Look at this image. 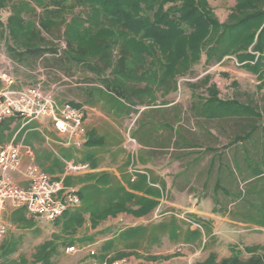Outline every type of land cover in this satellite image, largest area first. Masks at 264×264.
<instances>
[{
  "label": "rangeland",
  "instance_id": "374dc122",
  "mask_svg": "<svg viewBox=\"0 0 264 264\" xmlns=\"http://www.w3.org/2000/svg\"><path fill=\"white\" fill-rule=\"evenodd\" d=\"M234 5L235 0L229 2L210 1V6L220 22H226ZM2 15L7 20L8 11H4ZM259 34L260 31L256 33L255 41L249 47L248 52H254V48L259 42ZM160 53V51L155 53L156 59H161L166 64V58ZM133 56L135 63H140L143 59L146 60V70L154 71L161 65L159 61H154L155 57L148 55L145 50L136 48ZM261 58H264V52L261 54ZM52 59L39 63L35 61L36 63L34 62L32 66L15 64L8 57L5 40L0 39V76L2 77L0 91L6 90V86H9L10 90H20L27 86L38 85L47 92H52L62 102H74L81 106L86 116L85 146L80 149L67 150L57 144L56 142L61 139L51 130L48 118L33 121L23 129V122L14 120L7 131H0V144L9 143L20 131L16 137L17 141H23L26 146H31L36 153L38 165L43 170L52 168L54 172L49 173L54 176H59L63 172V170L59 171L60 167L64 168L59 156L70 160L90 161L93 166L91 172L74 176L69 181L70 187L80 189L83 193L82 205L75 211H87V214H85V222L82 226L71 225L61 216L60 220L56 222L32 219L31 228H25L12 226L10 217L17 209H8L4 218L8 229L4 242L16 243L17 251L9 257V263L6 264H13V262L15 264H36L34 263V254L37 247L47 240H54V244L58 248L57 254L52 258L54 264H102L105 261L117 259L128 260L131 264H204L213 259L218 263L227 259L223 258L222 254L227 256L232 252H238L241 257L250 258L251 252L255 249L260 248L259 253L262 252L264 249V184L261 189L257 190L249 186L245 190L248 194L242 206L215 209L212 192L219 162L212 165L210 171L206 172L205 167L210 164L213 153L204 152L199 148L195 151L204 152V155L199 158V167L192 172L194 186L185 194L179 193L181 189L177 186V182L180 180L176 178L177 170L181 166L176 165L173 169L170 166L171 157L169 155L174 154L172 151L167 152L159 149L160 151H155L153 154L151 149L144 150L137 140L138 148L131 158L126 136L128 135V126L139 116L134 108L130 107L132 105L127 106L121 100L107 93L96 91L95 96L92 95V89L100 88L92 73H84L80 68L68 71L65 65L55 66ZM234 59L237 60L236 56L231 55L226 57L221 64L207 65L206 56L202 55L200 63L191 66L192 69L187 74H177V88L173 87L169 93L165 94L166 97L163 94L164 87L152 86L154 89L148 97H143V101L157 105L154 108H164L166 106H161L162 104L171 103L167 108L169 118H174L177 114L175 110L174 112L172 110L174 106H180L182 119H185L184 124L187 127L185 135L189 137L194 134L196 139H200L201 127H199L198 118L191 109L198 99L192 95L188 85L194 84V92L198 96H202L207 93V90L200 82L209 75L211 82L219 88L220 96L223 99L232 100L234 98L243 106L247 105L251 108L255 114L261 115L260 118L257 115L252 117L248 122L258 127L256 135L262 137L264 128V59H261L262 68L256 74L245 70L238 60L239 66L236 65ZM151 62H155L156 65L152 66ZM185 62L183 57L179 58L173 54L165 69L172 74L183 70ZM169 64L173 65H170L172 69L168 68ZM3 77L12 78L13 82L9 85L4 84ZM146 85L145 83L139 84V87L144 88ZM134 99L138 102L137 98ZM150 111L152 117L159 118V115L152 112L153 110ZM236 125L242 126L244 130L233 128L225 133L218 131L216 132L219 138L218 142L214 141V143L205 145V147L215 148L216 152L223 151L224 162L230 166L233 164L234 149L241 148L239 143L230 146L234 136L249 130L245 129L247 126L243 121L237 120ZM236 125L233 126L237 127ZM136 128L135 122L132 130L133 135L137 131ZM234 129L236 133L232 134L231 131ZM163 134L165 132L162 130L157 134H152V142L162 139L160 137ZM46 137L51 140L49 144ZM89 142L92 145H87ZM247 144L251 147L249 142ZM260 152L261 150L256 148L252 149L251 154L256 160H259L257 153ZM239 155H243L241 149H239ZM216 157L214 158L216 159ZM193 158L194 156H191V160ZM42 163L45 164L44 167L41 166ZM239 163L242 166L247 165L244 161ZM248 163L251 165V172L255 173L258 172L257 169H262V166L257 167L258 165L251 160ZM239 171L242 172V169ZM206 173L209 175L208 179L205 177ZM179 184L183 185V183ZM204 185L205 189L202 191ZM221 196H223L221 193L217 194V198L220 199ZM249 196L259 199L256 201ZM140 199L154 201L157 203V207L144 217H137L127 212H118L115 216L108 214L104 217L107 209L115 202L120 201L127 203L129 207H136ZM178 205L197 207L204 214H220L218 216L220 219H215L219 223L210 229L209 226L203 224V222L207 223L208 219L202 217L200 221H197L202 228H194L191 224V222H195L191 218L192 215L190 217L189 213H186L187 210L177 207ZM183 216L189 222L183 220ZM225 219L231 221L229 233L218 228ZM64 244L69 245L64 246ZM68 247H75L76 252L68 254ZM2 250H0V264L5 261L2 259Z\"/></svg>",
  "mask_w": 264,
  "mask_h": 264
},
{
  "label": "trees",
  "instance_id": "16d2710c",
  "mask_svg": "<svg viewBox=\"0 0 264 264\" xmlns=\"http://www.w3.org/2000/svg\"><path fill=\"white\" fill-rule=\"evenodd\" d=\"M210 1L218 0H0V39L5 40L8 57L13 63L32 66L35 61L39 63L53 58L55 66L65 65L68 71L80 68L84 73H92L100 86L92 89V95L95 96L96 91L107 93L127 106L132 105L130 107L139 114L134 137L144 150L151 149L153 154L159 149L174 153L169 155L170 166L172 169L176 165L181 166L176 178L180 180L177 182L180 192H189L194 186L192 172L199 167V158L204 152L213 153L210 164L205 167L206 172H209L212 165L219 162L212 199L216 208L229 209L236 205L242 206L248 194L245 190L249 186L257 190L264 184V128L263 136L259 137L256 135L258 127L248 122L257 114L234 98L223 99L209 75L200 82L207 90L202 96L194 92V84L188 85L192 95L198 99L191 109L201 127L200 139H196L194 134L189 137L185 135L187 127L185 119H182L180 106H174L172 110L177 114L174 118H169L167 108L171 103L162 104L161 106H166L164 108H154L157 105L143 101V97H148L154 89L152 86L164 87V95L173 87L177 88V74H187L194 65L200 63L202 55L206 56L207 65L221 64L226 57L235 55L245 70L259 73L262 68L261 59H264L261 58L264 52V0H235L226 22L219 21ZM6 10L9 15L7 20L2 15ZM258 31L259 42L256 48L253 47L254 52L260 54L257 60L248 49L255 41ZM136 48L153 55L154 61H159L161 65L152 71L145 69L144 59L135 63L133 52ZM158 51L166 58V64L161 59H156L155 53ZM173 54L183 57L186 62L183 70L170 74L165 68ZM151 65L155 66L156 63L151 62ZM170 65L173 66L169 64L168 68L172 69ZM143 83L147 85L139 87ZM73 104L81 107L74 102ZM150 110L159 115V118L152 117ZM237 120L245 122V129L249 130L234 136L230 146L239 143L243 155H239L236 147L233 164L230 166L224 162L223 151L216 152L215 148L205 145L218 142V131L225 133L229 129H241L242 126L236 125ZM13 121L4 122L0 131H7ZM161 130L165 132L160 137L162 139L153 143L152 134ZM231 132L236 133L235 129ZM87 145L92 144L89 142ZM199 148L204 152L195 151ZM256 148L261 150L257 153L259 160L251 154L252 149ZM191 156H194L192 160ZM249 160L257 164V167L262 166V169L251 172ZM241 161L247 165L242 166L239 163ZM41 166L44 167L45 164L42 163ZM63 169L60 167L59 171ZM46 171L54 172L52 168ZM205 177L208 179V173ZM69 181L70 178L66 181L67 186ZM204 189L205 185L201 190ZM78 193L82 203L83 193L80 189ZM219 193L223 195L220 199L217 198ZM133 198L134 196L130 200ZM253 199L257 201L259 198ZM155 207L157 203L151 200L140 199L136 207H129L127 203L118 201L107 209L104 217L108 214L115 216L118 212L144 217ZM75 210L67 211L62 218L71 225L82 226L87 211ZM73 211L75 212L71 213ZM10 220L12 226L31 228L33 225L32 219H28L22 209L13 212ZM15 244L3 242V264L9 263V257L17 251ZM67 245L69 244H64ZM259 250L260 248L253 250L250 258L232 252L230 258L219 263L213 259L204 264H264V249L261 253ZM57 252L54 240H47L37 247L34 263L54 264L52 258ZM113 261L115 260H109Z\"/></svg>",
  "mask_w": 264,
  "mask_h": 264
},
{
  "label": "built area",
  "instance_id": "2783aa9c",
  "mask_svg": "<svg viewBox=\"0 0 264 264\" xmlns=\"http://www.w3.org/2000/svg\"><path fill=\"white\" fill-rule=\"evenodd\" d=\"M252 54L259 59V53ZM234 63L238 65L236 59ZM3 78L4 84L9 85L13 82L10 77ZM5 89L0 91V127L7 120H17L23 122V129L33 121L48 118L51 130L61 139L56 142L57 144L67 150L85 146L86 116L83 108L77 107L73 102L58 100L52 92H47L38 85L20 90H10L9 86H6ZM135 122L132 121L128 126L126 136L131 158L138 148L137 139L132 134ZM19 133L20 131L9 143L0 144V248L7 236L8 229L4 218L8 209H22L28 219L56 222L67 211L75 210L82 205L78 189L67 186L66 181L92 171L90 162L59 156L64 164L63 172L59 176L51 175L38 165L34 149L26 146L23 141H17ZM46 141L48 144L51 142L48 137ZM182 219L189 222L185 216ZM74 252L75 247L67 248L68 254ZM102 264L131 263L120 259L113 262L105 261Z\"/></svg>",
  "mask_w": 264,
  "mask_h": 264
},
{
  "label": "crops",
  "instance_id": "0c3cea01",
  "mask_svg": "<svg viewBox=\"0 0 264 264\" xmlns=\"http://www.w3.org/2000/svg\"><path fill=\"white\" fill-rule=\"evenodd\" d=\"M179 192V191H178ZM179 193H181V194H185V193H182V192H179ZM191 200H192V198H190ZM207 200V199H206ZM197 201V200H196ZM193 202H194V204H196L195 203V201L193 200ZM195 206V205H194ZM177 207H179V208H182V209H184V210H187V212L186 213H189L188 215H190V217H191V215H192V219L195 221V222H191V224L194 226V228H197L198 226L200 227V228H202L201 227V224L199 223V222H197V221H200L201 219H202V217H204L206 220L208 219V221H207V223H204L203 222V224L204 225H206V226H209V228L211 229V228H213L214 226L216 227V224H218L219 222H218V220H215V219H220L218 216L220 215V214H216V213H211V214H204L202 211H200L199 210V208H197V207H183V206H180V205H178ZM214 208L216 209V207H215V205H214ZM216 217V218H215ZM214 218V219H213ZM202 224V225H203ZM231 221H229V220H227V219H225V220H223L222 221V223H221V225L218 227V228H221L222 230H223V232H230V230H231ZM222 256H223V258H230V256L231 255H227V256H224V254H222ZM221 256V257H222Z\"/></svg>",
  "mask_w": 264,
  "mask_h": 264
}]
</instances>
